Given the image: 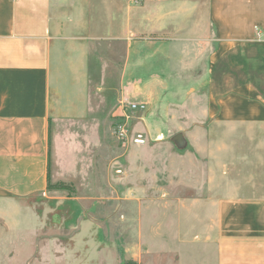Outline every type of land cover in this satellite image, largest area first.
Listing matches in <instances>:
<instances>
[{
  "label": "crops",
  "instance_id": "crops-1",
  "mask_svg": "<svg viewBox=\"0 0 264 264\" xmlns=\"http://www.w3.org/2000/svg\"><path fill=\"white\" fill-rule=\"evenodd\" d=\"M123 102L143 145L107 136ZM215 124L264 129V0H0V205L51 237L33 264L136 262L155 146ZM241 188L210 201L213 264H264V177Z\"/></svg>",
  "mask_w": 264,
  "mask_h": 264
},
{
  "label": "rangeland",
  "instance_id": "rangeland-1",
  "mask_svg": "<svg viewBox=\"0 0 264 264\" xmlns=\"http://www.w3.org/2000/svg\"><path fill=\"white\" fill-rule=\"evenodd\" d=\"M132 1L142 4V0ZM128 103L143 104H122ZM140 113L143 112L127 110L124 117L119 108L113 110L107 136L116 146L126 149L135 145L132 137L140 135L134 133L135 127L141 125ZM120 125L128 131L127 140L115 136L114 131ZM179 131L183 137L176 138L173 134L155 146L157 153L164 156L167 170L157 174L161 175L159 187L145 189L152 201L143 204V210L153 220L141 233L136 262L127 264H213L214 236L210 234L214 233V215L210 201L234 197L244 190L241 187H253L258 175L264 177L261 169L264 166H260L264 153L256 151L255 139L264 132L262 127L187 125ZM207 132L212 138H208ZM108 162L105 157V163ZM17 209L15 205H0V264H33L51 258L52 251L48 248L51 237L28 230L38 226V220L32 219L31 212L26 214ZM178 233L184 235L179 237ZM191 241L196 244L191 245ZM193 256L202 258L193 263Z\"/></svg>",
  "mask_w": 264,
  "mask_h": 264
},
{
  "label": "built area",
  "instance_id": "built-area-1",
  "mask_svg": "<svg viewBox=\"0 0 264 264\" xmlns=\"http://www.w3.org/2000/svg\"><path fill=\"white\" fill-rule=\"evenodd\" d=\"M120 110L123 112V115L125 117V111L129 110L132 112H144L145 111V105L144 104H126L123 106V104H120ZM115 136L119 140H127L128 139V131L122 126H118L117 129L114 131ZM132 142L135 145H142L144 144V139L141 137H132Z\"/></svg>",
  "mask_w": 264,
  "mask_h": 264
}]
</instances>
